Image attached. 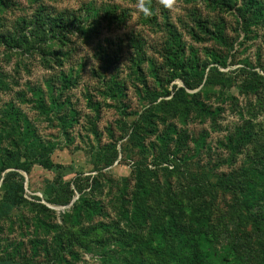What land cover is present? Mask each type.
I'll return each mask as SVG.
<instances>
[{
	"label": "trees",
	"instance_id": "trees-1",
	"mask_svg": "<svg viewBox=\"0 0 264 264\" xmlns=\"http://www.w3.org/2000/svg\"><path fill=\"white\" fill-rule=\"evenodd\" d=\"M5 1L8 0H0V4ZM201 1L207 2L211 7L234 9L246 28L253 24L258 27L264 24V0ZM35 3L40 6L35 24L62 43V47L53 50L60 57L69 55V50L65 51L63 46L67 42L72 43L69 36L73 33L79 34L85 43H89L101 34L102 21L114 23L109 7L102 10L90 3L86 5V11L93 19L88 17L90 21L77 25L70 34L67 19L71 20L74 11L56 12L44 6L42 0H35ZM153 7L149 20L158 24V16ZM195 13L194 11L191 21L195 26H191L189 30L187 22L184 27L196 40L207 36L226 43L228 39L224 26ZM165 17L167 36L164 37L162 50L157 51L163 59L162 63L148 54V43L141 36H129L127 42L123 39L114 42L108 38L97 45V60L103 63L106 71L104 74L109 78L106 81L109 86L106 97L115 100L122 108L129 107L125 103L130 89L128 84L138 81L142 88L137 86L136 91L140 92L144 101L143 92L149 104L157 103L162 98L156 106L148 108L139 120L124 124L126 132L121 139L130 133L125 147H136L144 155L133 165L131 182L125 177L115 184L103 173V170L110 168L118 160L121 153H125V147L119 151L118 143L113 141L114 137L106 145L101 144L100 136L96 137L98 144L91 151L97 153L93 164L98 175L83 178L80 174L69 181L61 178L55 180L49 204L68 206L76 194L80 195L70 210L62 214L60 222L50 223L45 219L47 216L55 220L56 211L40 203L37 198L38 202L32 205L38 210V214L44 216L39 224L47 229V236L31 240L30 253L27 250L21 254L18 252L22 260L19 264H35L36 257L42 251L58 264H68L69 259L73 261L79 258V250L75 249L99 253L101 264H255L254 248L261 255L264 264V125H259V112L255 123L251 119L245 120L231 138L233 149L246 157L243 166L232 169L230 173H223L215 184L206 182L207 187L211 185L217 192L223 191L224 195H231L230 201L225 204V212L224 208L213 210L217 203L214 196L210 200L207 198L198 201L188 196L186 199L179 198L177 194H170V183L167 182L170 186L167 188L159 182L160 172H168L167 167H161L162 163L174 164L180 160L181 165H184L181 153H185L189 140L185 132L178 129L176 121L217 119L219 114L204 99L208 94L205 88L215 83L219 70L217 67L209 71L207 69L212 64H221V58H224V55L212 53L211 58L200 62L195 55L188 53L182 32L171 24L167 15ZM8 31L5 25H0L1 45H7L9 38L20 37V33ZM67 33L70 35L67 36ZM225 43L224 46L227 44L229 50L233 47V43ZM124 57L129 60V74L123 78L118 67L117 72L109 74L108 71L121 64ZM257 62V68L264 72V59L260 57ZM94 74L99 78L103 77L97 69ZM252 75L249 85L255 90L258 99L263 98L264 76L259 71H253ZM53 79L49 87L52 93L60 91L57 105L64 111L60 121L64 129L69 131L80 123V114L71 99L67 97L63 101V98L68 95L66 91L77 83L65 72L56 76V80ZM176 79H181L184 87L174 86V92H170L167 86ZM203 84L204 88L199 92H188L195 91ZM172 94V98L167 99ZM87 98L92 107L94 100L90 95ZM139 98L142 101V97ZM261 110H264V106ZM160 125L164 126L161 131L157 129ZM153 139L163 146V151H154L157 147L152 150L149 148ZM152 155L154 158L150 161ZM35 165L48 171H56L62 167L52 160L48 146L43 143L32 121L23 111L10 104L0 114V182L4 188L0 199V223L9 219L12 212L26 202L25 177L20 171L30 174ZM103 180L110 185L106 186ZM203 186L200 184V187ZM114 189L117 192L112 194ZM214 215L219 219L217 224L212 220ZM224 216L228 221L232 219L237 227L235 233L223 222ZM247 226L254 229L248 235L247 231L242 232ZM224 240L227 243L223 244ZM217 250L220 251V256L213 253ZM0 253V264L14 261L13 256Z\"/></svg>",
	"mask_w": 264,
	"mask_h": 264
},
{
	"label": "rangeland",
	"instance_id": "rangeland-1",
	"mask_svg": "<svg viewBox=\"0 0 264 264\" xmlns=\"http://www.w3.org/2000/svg\"><path fill=\"white\" fill-rule=\"evenodd\" d=\"M42 3L56 12L70 11L73 13L74 11L75 16L73 14L71 20L67 19L70 34L77 28V25L81 26L90 21L88 17L93 19L86 11V5L90 3L102 10L109 7L114 23L102 21L101 34L89 43H85L83 37L77 33L72 35L67 33L72 43L67 42L63 47L65 51L69 50V55L60 57L59 53L55 54L53 50L62 47V43L54 40L50 34L44 33L40 26L35 24L40 9L35 0H8L0 4V25H5L9 29L8 32L20 33L19 38H9L7 45L0 44V111L5 110L10 104L23 111L32 121L43 143L48 146L52 160L62 165L56 171H48L38 165L32 167L30 174L20 171L25 177L24 198L26 202L19 209H15L9 219L0 223V252H5L14 258V261L8 264H19L22 260L18 252L21 254L27 250L30 253V241L47 236V229L39 224V220L44 216L38 214V210L32 205L38 202L37 198L40 203L56 211L55 220L47 216L45 219L50 223L60 222L62 214L70 210L80 195L76 194L72 205L49 204L48 200L52 198V186L55 180L61 178L69 181L80 174L83 178L98 175L99 172L95 171L93 164L97 159V153L91 151V148L98 144L96 137L100 136L102 145L111 143L114 137L113 141L118 143V149L121 151L130 137L129 133L121 139L126 132L124 124L139 120L148 108L156 106L162 100L160 98L157 103L149 104L143 92L144 101L140 92L136 91L137 86L142 88L138 81L131 83L132 85L128 84L130 89L125 103L129 107L122 108L115 100L106 97V89L109 87L106 81L109 78L104 74L106 71L103 63L97 60L98 43L108 38L114 42H119L120 39L127 42L129 36H141L148 43V54L158 58L162 63L163 59L159 57L157 51L162 50L164 37L167 36L166 15L171 24L182 32L189 54L195 55L200 62H204L208 57L211 58L212 53L224 55V58H221L223 64H212L207 69L209 71L217 67L219 70L215 83L205 88L208 94L204 99L205 103L209 107L212 106L219 114L217 119L176 121L178 129L181 132L184 131L189 140L188 148L184 149L185 153H181L183 164L186 166L181 165L180 160L174 164L162 163L161 167H167L168 172H160L159 182L167 188L171 186L170 194H177L179 198L186 199L188 196L198 201L207 198L210 200V197L214 196L217 203L213 210L224 208L225 212V204L230 201L231 195H224L223 191L217 192L211 185L207 187L206 182L215 184L223 173H230L232 169L243 166L246 157L243 153L240 154L233 149L231 138L245 120L251 119L255 123L256 114L259 112V125H264V110H261L264 106V96L258 99L254 93L255 90L252 89L251 84L249 85L253 71H259L264 76V72L257 68V60L260 57L264 59V24L260 27L253 24L246 28L241 16L234 9L224 10L220 7H211L201 0H178V5L173 11L164 9L157 3V0H152L151 7L155 8L158 24L150 21L152 15L144 16L137 11V0H42ZM194 11L224 26L226 39H228L226 43H233V47L229 50L225 42L224 46L223 42L212 40L207 36H202L199 41L196 40L184 27L187 22L189 30L191 26H195V23L191 22L194 18ZM125 57L121 64H117L108 71L109 74L117 72V67L122 72L123 78L129 74L130 70L127 68L129 60ZM242 68L244 70H241ZM95 69L103 75L102 78L94 74ZM63 72L72 76L74 83L75 81L77 83L75 87L71 86L66 91L68 95L63 98V101L67 97L71 99L74 108L80 114V123L69 131L64 129L60 121V116L64 112L57 105L60 91L55 93V90L52 93L49 87L52 79L56 80V76ZM150 85L153 84L150 83ZM174 86L184 87V83L181 79H176L167 88L170 92H174ZM203 86L204 84L195 91L188 92H199ZM88 95L94 100L95 106L91 107ZM172 96L173 94L167 99H171ZM139 97H142V101ZM157 129L161 131L164 126L160 125ZM151 143L149 145L151 150L157 147L154 151H163V146H160L155 139ZM125 150V153H121L110 168L103 170V173L107 174L109 180L112 179L115 184L125 177H128L131 182L133 165L136 161L139 162L143 155L133 146L125 147ZM153 158L154 155L150 157V161ZM103 182L106 186L110 185L106 180ZM200 184L204 186L200 187ZM3 190L0 182V199ZM115 192H117L116 189L112 194ZM111 215L113 217L114 213ZM212 220L214 224L219 222L216 215ZM223 222L228 224L232 233H235L237 227L232 219L228 221L225 217ZM253 230L247 226L242 232L247 231L248 235ZM226 233L227 231L225 236ZM256 236H258L257 233ZM225 243L227 241L224 240L223 244ZM217 249L220 250V248ZM254 249L256 257L254 263L263 264L261 255L259 252L256 253V248ZM75 250H79V258L73 261L69 259L68 264L74 262L76 264H101L99 253L82 249ZM219 250L213 253L220 256ZM34 262L35 264H58L44 251L36 257Z\"/></svg>",
	"mask_w": 264,
	"mask_h": 264
},
{
	"label": "clouds",
	"instance_id": "clouds-1",
	"mask_svg": "<svg viewBox=\"0 0 264 264\" xmlns=\"http://www.w3.org/2000/svg\"><path fill=\"white\" fill-rule=\"evenodd\" d=\"M152 0H137V11L142 13L144 16H150ZM157 3L164 9L173 11L178 5V0H157Z\"/></svg>",
	"mask_w": 264,
	"mask_h": 264
},
{
	"label": "water",
	"instance_id": "water-1",
	"mask_svg": "<svg viewBox=\"0 0 264 264\" xmlns=\"http://www.w3.org/2000/svg\"><path fill=\"white\" fill-rule=\"evenodd\" d=\"M2 183V182H1ZM72 205V204H71Z\"/></svg>",
	"mask_w": 264,
	"mask_h": 264
}]
</instances>
